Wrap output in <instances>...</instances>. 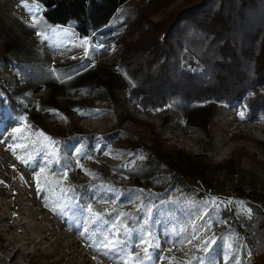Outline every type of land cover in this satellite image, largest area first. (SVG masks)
Here are the masks:
<instances>
[{
  "label": "rangeland",
  "instance_id": "374dc122",
  "mask_svg": "<svg viewBox=\"0 0 264 264\" xmlns=\"http://www.w3.org/2000/svg\"><path fill=\"white\" fill-rule=\"evenodd\" d=\"M41 13L34 2L0 0V38L12 58L49 71L85 68L41 85L4 70L9 86L32 99L33 117L26 125L0 102V264H259L220 212L240 219L250 218L252 205L264 212V115L221 105L207 122L170 111L161 117L128 96L115 66L121 46L92 43L68 28H40ZM84 72L109 84L108 97L98 101L83 89L45 102L75 87L73 76ZM38 103L46 110L36 113ZM145 154L164 172L139 188L111 172V165L127 170ZM180 175L189 192L173 190ZM68 181L87 186L85 195L74 194ZM105 237L122 251L97 250Z\"/></svg>",
  "mask_w": 264,
  "mask_h": 264
},
{
  "label": "trees",
  "instance_id": "16d2710c",
  "mask_svg": "<svg viewBox=\"0 0 264 264\" xmlns=\"http://www.w3.org/2000/svg\"><path fill=\"white\" fill-rule=\"evenodd\" d=\"M21 1L34 2L42 9L40 28H68L92 43L121 46L115 66L128 82V96L144 109L158 111L161 117L170 111L186 115V122H207L221 105L240 107L246 117L264 115V0H184L156 23L150 17L174 0ZM12 57L13 51L0 38V102L6 103L13 117H23L26 125L32 123V99L9 86L6 67L19 70L26 82L36 79L40 85L53 78L63 80L85 68L76 65L49 71ZM87 75L73 76L75 87L57 91L45 102L83 89L95 92L98 101H103L111 90L109 84L86 79ZM89 82L92 86L86 87ZM45 110L38 103L35 112ZM192 126L203 131L207 128L201 123ZM142 157L127 170L111 165V172L124 174L135 188L164 172L154 155ZM68 182L74 194L80 198L85 195L87 186L77 189V184ZM172 187L179 193L191 188L181 175L173 178ZM91 210L103 214L100 207L92 206ZM250 212L248 219L236 217L232 210L221 211L220 216L229 229L238 232L253 259L264 264V212L255 205Z\"/></svg>",
  "mask_w": 264,
  "mask_h": 264
},
{
  "label": "snow or ice",
  "instance_id": "6c2138e0",
  "mask_svg": "<svg viewBox=\"0 0 264 264\" xmlns=\"http://www.w3.org/2000/svg\"><path fill=\"white\" fill-rule=\"evenodd\" d=\"M241 118H243V115L241 116ZM16 131H19V129H16ZM35 135L43 136L45 140H49V138L47 136H45L44 133H42V132H37V133H35ZM0 142H2V141H0ZM53 143H55V142L53 141ZM13 154H15L14 148H13ZM18 159H20V158L18 157ZM21 162L22 163H28L27 160H22ZM38 189H39V184H38ZM89 211H91V209H89ZM117 243H119V241L113 242L108 237H105V239L103 241H100V243L97 247V250H99L100 247H105V248H108L109 251L116 250L117 252H120V251H122V249L116 248ZM104 254L107 255L108 253L105 252ZM236 264H239V261H237Z\"/></svg>",
  "mask_w": 264,
  "mask_h": 264
}]
</instances>
